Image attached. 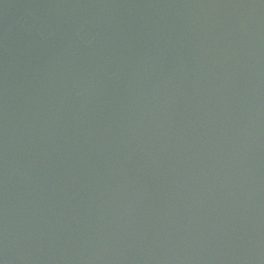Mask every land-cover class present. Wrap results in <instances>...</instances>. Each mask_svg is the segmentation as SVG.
<instances>
[{"label": "water", "instance_id": "obj_1", "mask_svg": "<svg viewBox=\"0 0 264 264\" xmlns=\"http://www.w3.org/2000/svg\"><path fill=\"white\" fill-rule=\"evenodd\" d=\"M0 264H264V0H0Z\"/></svg>", "mask_w": 264, "mask_h": 264}]
</instances>
